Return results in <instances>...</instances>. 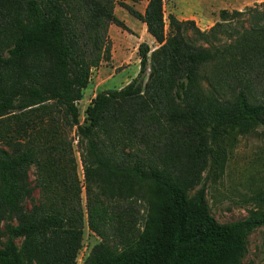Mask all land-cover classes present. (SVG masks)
Masks as SVG:
<instances>
[{"label":"trees","instance_id":"1","mask_svg":"<svg viewBox=\"0 0 264 264\" xmlns=\"http://www.w3.org/2000/svg\"><path fill=\"white\" fill-rule=\"evenodd\" d=\"M163 1L141 12L126 0H0V264H75L85 223L100 242L83 264L242 263L264 210L220 224L204 186L186 190L204 171H222L237 133L264 127V10H222L208 30L170 14L166 31ZM115 4L158 46L140 43L136 76L95 93L80 122L91 71L111 58L108 26L125 28ZM246 12L248 24L225 25ZM31 165L44 200L27 210ZM108 185L118 195L141 191L145 215L105 202ZM93 187L99 194L84 209L81 190ZM263 198L264 190L255 196Z\"/></svg>","mask_w":264,"mask_h":264},{"label":"rangeland","instance_id":"2","mask_svg":"<svg viewBox=\"0 0 264 264\" xmlns=\"http://www.w3.org/2000/svg\"><path fill=\"white\" fill-rule=\"evenodd\" d=\"M148 0L134 2L126 0L133 8L143 12ZM264 0H164L163 14L166 31L169 30L168 16L170 14L178 19H192L201 30H208L216 22L221 21L222 10L244 11L247 7L264 10ZM115 15L124 22L125 28L115 24H109L107 34L111 46V58L101 60L91 71V79L87 88L82 90L77 102L80 122L84 121V110L94 93L106 89H117L124 86L136 76L139 70L138 45L142 42L148 44L150 51L154 50L158 43L147 32L146 25L136 19L119 4H115ZM249 13H244L231 24L239 27L248 24ZM238 19V20H237ZM222 39L224 38L223 35ZM67 139H74L72 149L76 163V173L83 183V170L79 155V149L75 140V128L65 129ZM37 168L31 165L28 170V179L33 186L32 197L24 201L23 206L29 210L33 204L44 200L42 191L38 188L36 178ZM203 185L205 188V202L208 212L220 224H225L245 218L253 209L264 210V198L257 201L255 196L264 190V127L255 126L246 132H239L233 138V143L226 154L222 171L207 176L204 171L197 185L186 190V195L191 197L197 189ZM105 195H100L109 205L117 207H131V213L135 218L141 219L145 215L149 203L141 191L134 188L129 192L118 195L116 190L108 185L104 189ZM99 194V189L93 187L89 193L82 188L80 200L83 208L94 194ZM16 221L13 220V223ZM141 222V221H140ZM1 228L3 220L0 222ZM3 229V228H2ZM7 235L2 231L0 247H3ZM22 238H15L18 247ZM100 242V238L84 224L81 246L78 249L75 264H83L90 255L94 246ZM109 246H115V241L108 240ZM113 248V247H112ZM241 264H264V227L253 230L246 238V253Z\"/></svg>","mask_w":264,"mask_h":264},{"label":"crops","instance_id":"3","mask_svg":"<svg viewBox=\"0 0 264 264\" xmlns=\"http://www.w3.org/2000/svg\"><path fill=\"white\" fill-rule=\"evenodd\" d=\"M114 12L116 13V10H114ZM94 95H95V93H94ZM94 95H93V96H94Z\"/></svg>","mask_w":264,"mask_h":264}]
</instances>
